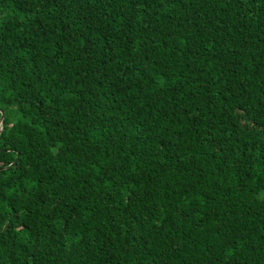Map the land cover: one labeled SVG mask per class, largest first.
<instances>
[{
  "label": "trees",
  "instance_id": "trees-1",
  "mask_svg": "<svg viewBox=\"0 0 264 264\" xmlns=\"http://www.w3.org/2000/svg\"><path fill=\"white\" fill-rule=\"evenodd\" d=\"M0 264H264V0H0Z\"/></svg>",
  "mask_w": 264,
  "mask_h": 264
},
{
  "label": "water",
  "instance_id": "water-1",
  "mask_svg": "<svg viewBox=\"0 0 264 264\" xmlns=\"http://www.w3.org/2000/svg\"><path fill=\"white\" fill-rule=\"evenodd\" d=\"M4 118H5V114L2 112L1 121H0V135H1V132L4 128Z\"/></svg>",
  "mask_w": 264,
  "mask_h": 264
}]
</instances>
